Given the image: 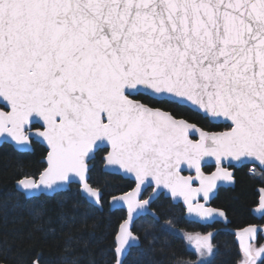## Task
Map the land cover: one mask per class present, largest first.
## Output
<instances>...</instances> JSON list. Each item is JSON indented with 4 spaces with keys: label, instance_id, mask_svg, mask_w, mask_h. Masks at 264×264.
Instances as JSON below:
<instances>
[{
    "label": "snow or ice",
    "instance_id": "6c2138e0",
    "mask_svg": "<svg viewBox=\"0 0 264 264\" xmlns=\"http://www.w3.org/2000/svg\"><path fill=\"white\" fill-rule=\"evenodd\" d=\"M157 104L201 113L224 130ZM0 139L18 150L47 145L46 166L16 181L27 199L77 185L89 210L103 209L105 192L90 183L98 153L107 172L134 183L110 200L126 209L114 264L140 247L141 217L172 234L173 221L160 223L152 207L165 190L188 214L226 219L206 207L218 185L234 184L237 166L264 168V0H0ZM153 224L149 243L160 240ZM256 234L255 226L240 233L241 264L264 254L250 243ZM212 237L187 235L200 259L174 264H204Z\"/></svg>",
    "mask_w": 264,
    "mask_h": 264
},
{
    "label": "trees",
    "instance_id": "16d2710c",
    "mask_svg": "<svg viewBox=\"0 0 264 264\" xmlns=\"http://www.w3.org/2000/svg\"><path fill=\"white\" fill-rule=\"evenodd\" d=\"M142 99L154 103L148 98ZM157 105L207 129L221 130L224 127L211 123L208 118L188 108L171 104ZM44 154V147L38 144L32 152L23 153L7 144L0 147V263L34 264L38 261L39 264H113L114 234L126 212L122 209L111 211L109 200L131 189L133 183L103 171V160L98 157L94 160L90 183L105 192L103 210H89L77 185L55 196L27 199L16 189V181L23 175H38L45 167L42 162ZM249 168H237L235 186L220 188L213 201L214 206L225 210L230 218L229 226L234 229L256 222L252 209L258 204L257 188L264 186V178L259 174L264 171L256 170L253 174ZM152 207L159 215L160 223L171 219L174 228L189 232L212 231V241L217 251L205 264H240L244 259L235 235L224 229L222 224L205 226L186 220L182 205L174 204L164 196L159 197ZM73 213L76 215L75 222L69 219ZM149 224H153L150 216L141 217L135 223L134 231L141 236L142 244L132 249L124 264H174L176 258H196L183 236L174 230L172 234L161 233L157 224H153L152 231L160 236V240L149 243L150 237L144 239V231ZM263 242L264 239L260 238L257 243ZM261 263L264 264V259Z\"/></svg>",
    "mask_w": 264,
    "mask_h": 264
},
{
    "label": "water",
    "instance_id": "95a60500",
    "mask_svg": "<svg viewBox=\"0 0 264 264\" xmlns=\"http://www.w3.org/2000/svg\"><path fill=\"white\" fill-rule=\"evenodd\" d=\"M201 114V113H200ZM202 116H204L203 114H201ZM205 117V116H204ZM207 118V117H206ZM209 119V118H208ZM210 120V119H209ZM212 123H214V124H222V123H220L219 121H212V120H210ZM191 122V121H190ZM193 123H195V122H193ZM197 124V123H196ZM198 125V124H197ZM198 127H201V126H199L198 125ZM202 128V127H201ZM204 129V128H203ZM206 130V129H205ZM4 143H8V144H11V145H13V147L15 148V149H17L15 146H14V144L13 143H11V142H4L2 139H0V146H2ZM40 143V142H39ZM41 145H43L46 149H47V145L46 144H44V143H40ZM18 150V149H17ZM48 150V149H47ZM18 151H21V152H32L33 151V147L31 146V150H18ZM45 158V157H44ZM44 158H42V162L44 163ZM46 165V164H45ZM249 165H251V164H249ZM252 165H255V166H257V167H259L261 170H263L264 171V168H261L260 166H259V164L258 163H256V164H252ZM240 167H242V166H237V168H240ZM93 168V163H92V165H91V169ZM103 171H105V172H107L106 170H105V165L103 164ZM108 173H110V172H108ZM234 173H235V169H234ZM113 174V173H112ZM183 174H185V175H190V174H192L191 172H184ZM118 175H121V174H118ZM123 178H125V179H128V178H126L125 176H123V175H121ZM235 183H236V179H235ZM235 183L234 184H228V185H218V188L216 189V193H215V196H214V198L216 197V195H217V193H218V190H219V188L220 187H234L235 186ZM262 188H264L263 186H261V187H258L257 188V191L259 192V198H258V204L252 209V214L255 216V217H257V218H261V217H263L264 216V213H262L260 210H258V207H259V200H260V196H261V192H260V189H262ZM16 189H17V186H16ZM132 189H130V190H128V191H131ZM128 191H126V192H128ZM125 192H123V193H119V194H116V195H114V196H120V195H123ZM53 196H55V195H53ZM164 196L165 197H167V198H170L171 200H172V202L174 203V204H182V206L184 207V209H185V213H184V218L186 219V220H189V221H193V222H197V223H199V224H201V225H213L214 223H216V222H219V223H222L223 225H224V229H227V230H229L231 233H233L234 235H235V239H236V242H237V244H238V246H239V248H240V250L242 251V253H243V248H242V244H241V237H240V233L244 230V229H246V228H248L249 226H255L256 228H257V234H256V237H255V239L253 240V241H250V243H255V242H257L258 240H259V238L260 237H262V238H264V224H257V223H254V224H249V225H247V226H245V227H243V228H240V229H234V228H230L229 227V225H230V218L227 216V213L225 212V210L224 209H221V208H218V207H215V206H213L211 203H212V201H213V199H211L209 202H207L206 203V207L207 206H210V207H213V208H218V209H220V210H222L224 213H225V216H226V219H225V217H219V216H217L215 219H212V220H208V221H205L204 219H202V218H200V217H196L194 214H188L187 212H186V207H185V205L183 204V201H182V199H179V198H177V199H173V198H171V196H170V194H168L167 193V190H165V194H164ZM110 200H111V198H110ZM110 200H109V206H110ZM201 202H203V201H201ZM116 209H121V208H115V209H113V208H111L110 207V210L111 211H114V210H116ZM101 210H103V209H101ZM122 210H124L125 212H126V209H122ZM154 210V209H153ZM155 211V210H154ZM156 212V211H155ZM157 213V212H156ZM158 215V214H157ZM159 216V215H158ZM137 222V221H136ZM135 222V223H136ZM137 234V233H136ZM142 244V243H141ZM141 246V245H140ZM134 249V248H133ZM132 250H130L129 252H128V255L130 254V252H131ZM128 255L125 257V258H123L124 259V262H125V260H126V258L128 257ZM0 264H4V263H0ZM34 264H39V262L38 261H35L34 262ZM114 264V263H113Z\"/></svg>",
    "mask_w": 264,
    "mask_h": 264
},
{
    "label": "rangeland",
    "instance_id": "374dc122",
    "mask_svg": "<svg viewBox=\"0 0 264 264\" xmlns=\"http://www.w3.org/2000/svg\"><path fill=\"white\" fill-rule=\"evenodd\" d=\"M173 230L176 231V232H178L181 236H183V237L185 238V240H186V242H187V246H188V248H189L190 250H192V251L196 254V258L193 259V260H191V261H198L200 258H199V253H198V251H197V249H196V247H195V243H194V241H190V240L186 239V237H187V235H189V234H191L192 236H195L197 233H199L200 235H206L207 233H202V232H199V231H192V232H189V231L181 230V229H178V228H174ZM212 243H213V241H212ZM261 246H264V242L261 243V244H258V245H256V246H254V247L259 248V247H261ZM216 251H217V247H216V245L213 243V253H212L210 256H207V257L205 258L204 264L207 263V262H209V261L214 257ZM243 255H244V254H243ZM263 259H264V254H262L260 257H257V258H256V264H262L261 261H262ZM241 262H242V261H241ZM241 262H240V264H241Z\"/></svg>",
    "mask_w": 264,
    "mask_h": 264
},
{
    "label": "flooded vegetation",
    "instance_id": "af4514ba",
    "mask_svg": "<svg viewBox=\"0 0 264 264\" xmlns=\"http://www.w3.org/2000/svg\"><path fill=\"white\" fill-rule=\"evenodd\" d=\"M143 102H146V101H143ZM147 103V102H146ZM156 106H158V105H156ZM161 107V106H160ZM166 110H168V109H166ZM170 111V110H169ZM183 118V117H182ZM210 121V120H209ZM211 122V121H210ZM212 123V122H211ZM214 124V123H213ZM216 125H223V124H216ZM224 126V125H223ZM202 128H204V127H202ZM204 129H206V130H211V129H207V128H204ZM221 130H224V127L221 129ZM221 130H213L212 129V131H221ZM5 144H7V145H9L11 148H13L14 150H16L17 152H19V153H23V152H21V151H18L17 149H15L14 147H13V145H11V144H8V143H4L3 145H5ZM36 144H38V145H40V146H42V147H44L43 145H41L39 142H37V141H33L32 142V147H33V150H34V147H35V145ZM2 145V146H3ZM1 147V146H0ZM44 149H45V154H44V156H43V158L46 156V153H47V149L44 147ZM103 155H104V153H98L97 154V156H96V158H98V157H101V159L103 160ZM95 158V159H96ZM94 159V160H95ZM94 160H93V166H94ZM103 164H104V160H103V163H102V170H103ZM46 166V165H45ZM247 166H250V168H249V170L250 169H252V168H255V172H256V170H261L259 167H257V166H255V165H247ZM237 169V168H236ZM235 169V170H236ZM213 170H214V168H213ZM263 171V170H262ZM251 172V171H250ZM251 173H253V172H251ZM116 175H118V174H116ZM119 176H121V175H119ZM234 176H235V173H234ZM122 177V176H121ZM236 179V178H235ZM128 180H130V179H128ZM131 181V180H130ZM132 182V181H131ZM133 183V182H132ZM134 187V183H133V186H132V188ZM259 187H261V186H259ZM264 187V186H263ZM131 188V189H132ZM220 188H222V187H220ZM220 188H219V190H220ZM130 190V189H129ZM219 190H218V192H219ZM149 191H151V190H149ZM217 195H218V193H217ZM216 195V196H217ZM162 196H164V195H162ZM161 197V196H160ZM165 197V196H164ZM167 198V197H166ZM259 198V197H258ZM170 199V198H169ZM215 199V198H214ZM214 199H213V201H214ZM213 201H212V205H213ZM181 204V203H180ZM182 205V204H181ZM214 206V205H213ZM183 207V206H182ZM216 207V206H215ZM184 208V207H183ZM184 213H185V209H184ZM256 218V222L255 223H257V224H264V216L263 217H261V218H257V217H255ZM216 223H219V222H216ZM215 224V223H214ZM213 224V225H214ZM220 224H222V223H220ZM254 224V223H253ZM205 226H212V225H205ZM222 226H223V228H224V225L222 224ZM230 227V226H229ZM231 228V227H230ZM207 233H209V232H207ZM211 233H212V231H211ZM260 238H262V237H260ZM259 238V239H260ZM264 239V238H263ZM258 242V241H257ZM257 242H255V243H253V245L254 246H256V245H258V243Z\"/></svg>",
    "mask_w": 264,
    "mask_h": 264
}]
</instances>
